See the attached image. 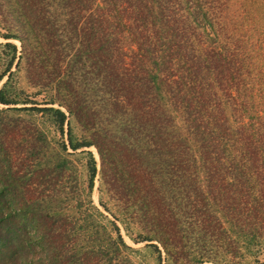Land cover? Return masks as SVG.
<instances>
[{
	"label": "trees",
	"instance_id": "obj_1",
	"mask_svg": "<svg viewBox=\"0 0 264 264\" xmlns=\"http://www.w3.org/2000/svg\"><path fill=\"white\" fill-rule=\"evenodd\" d=\"M0 37V264H120L96 180L157 264H264V0H0Z\"/></svg>",
	"mask_w": 264,
	"mask_h": 264
},
{
	"label": "rangeland",
	"instance_id": "obj_2",
	"mask_svg": "<svg viewBox=\"0 0 264 264\" xmlns=\"http://www.w3.org/2000/svg\"><path fill=\"white\" fill-rule=\"evenodd\" d=\"M5 41L6 40L0 37V42H5ZM10 41L14 43L18 49H20V42L18 40L12 39ZM12 70H15V69L12 68ZM18 85L23 87V89L26 88V86H24L22 82L18 83ZM15 106H22V104H16ZM0 108H7V106L0 104ZM7 114L11 117L12 120L16 119V121L20 122L21 124H25V125L31 124L30 123L31 120L34 122L35 121L37 122L32 125H38V123L42 124L40 115L32 116L26 112L14 111V110L7 111ZM50 131H51L50 137L52 141L56 142L58 146V144L61 141V137L58 134L54 133L52 130ZM90 149L94 153V156L96 160L98 161V154L95 148L91 147ZM60 155H64V153L61 152ZM68 158H72L73 161H76L79 179L81 182H83L82 187L84 189V192H82V196L84 197L87 194L86 183H85L86 175H85L84 168L82 166L85 161V155L79 154V155L69 156ZM97 166H98V162H97ZM1 168H2V165H1ZM97 185H98V181L96 180L95 187L91 193L93 204L97 206L100 211V214L95 212L94 217L90 219L97 226L94 239H98L100 243L104 245V247H107L111 253V257L118 259L120 264H157L156 253L153 251V249L145 247L146 242L134 243L125 234V231L122 227V223L120 219L119 220L115 219L113 215L110 213V211L105 210L102 206L99 205L98 201L100 197L102 198V196L97 191ZM12 194H13L12 191H8L6 194V198L8 202L13 205L14 203L12 201L13 200ZM112 223H114L120 228V233L122 235L124 242L126 243V245L130 246V248H123L119 246L120 251H118V254L115 252L114 250L115 247H113V245H111L112 247L109 248V245H110L109 240L116 238V234H117L116 231H114L115 229ZM162 257H163L162 264H172L170 260L169 261L166 260V256L164 252H162ZM260 259L264 261V257L261 256ZM239 264H256V262L254 261L252 256H247Z\"/></svg>",
	"mask_w": 264,
	"mask_h": 264
}]
</instances>
